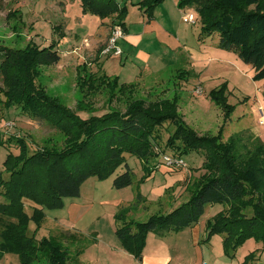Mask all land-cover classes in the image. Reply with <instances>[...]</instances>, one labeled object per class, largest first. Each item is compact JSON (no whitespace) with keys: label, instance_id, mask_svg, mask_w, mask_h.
Returning a JSON list of instances; mask_svg holds the SVG:
<instances>
[{"label":"rangeland","instance_id":"374dc122","mask_svg":"<svg viewBox=\"0 0 264 264\" xmlns=\"http://www.w3.org/2000/svg\"><path fill=\"white\" fill-rule=\"evenodd\" d=\"M116 1L126 10L123 22L129 34L136 35L131 41L120 39L117 42L123 52L121 61L127 58L123 64L119 56L102 53L111 28L119 25L111 24V18L83 14L79 0H0V53L3 49L23 48L27 43L47 47L55 42L60 61L39 68L36 84H41L50 96L73 112L77 111V101L83 99L77 85L78 67L85 66L87 73L105 74L125 84L136 82L138 97L150 101L175 98L177 114L198 136H217L221 130V144L231 136H240L238 151L243 155L252 150L253 139L264 142V79L254 81L250 65L243 63L235 53L219 49L216 33L202 35L200 17L194 9L184 11L193 13L196 23L191 25L184 22L174 0H163L155 7L153 19L145 25L138 6L141 0ZM107 19L110 20L109 29L103 42V24L108 23ZM153 22L170 30L169 36L182 44V48L172 51L170 46L166 48L163 42L157 41L156 32L150 30ZM145 26L149 28L145 30ZM152 68L154 71L157 68V74L148 78L146 71L150 72ZM222 86L227 103L233 107L227 120L221 108L209 98V92ZM2 87L0 76V89ZM198 89L199 94L196 93ZM0 98L3 99L1 94ZM107 98L108 94L102 88L87 100L91 109L100 114L107 111ZM112 106L118 107L114 103ZM78 114L82 118L86 116V113ZM173 132L174 126L167 122L159 128V138L154 144L157 157L148 163L157 167L146 179L141 181L144 175L142 163L125 155L126 164L133 171L130 186L116 189L112 184L113 179L125 170L124 165L107 179L87 178L80 186L78 197L63 199L59 209L42 208L45 218L35 238L58 237L71 255L77 250L82 252L78 264H143L146 257L152 259L155 253L158 254L155 243L147 245L145 241L138 260L125 251L114 233V216L119 210L129 208L126 220L145 222L152 215L169 213L188 200L190 191L196 188L197 180L205 172L202 169L203 154L192 152L180 156L177 149L167 148V138ZM9 137L23 138L29 153L48 142L59 147L64 143L56 129L31 119L17 107L7 109L0 104V141H4V146L0 145V170L5 177L3 163L7 154H18L16 142L8 140ZM165 153H176L186 167L168 168L161 160ZM137 195H140V201ZM258 198V204L264 201V190L251 194L248 202L255 203ZM24 200L25 212L30 216L36 206ZM0 202H3L1 196ZM222 209L219 204L207 205L197 224L178 234L166 235V251L174 263L195 259L198 248L203 252V264H264V246L253 238L245 240L235 250L230 242L227 253L222 244L223 235L212 234L208 241L205 240L207 221ZM243 212L251 214L248 208ZM34 229V223L30 222L28 233ZM72 234L74 239L68 237ZM155 246L156 250L153 249ZM0 264L21 263L17 254L4 253Z\"/></svg>","mask_w":264,"mask_h":264},{"label":"trees","instance_id":"16d2710c","mask_svg":"<svg viewBox=\"0 0 264 264\" xmlns=\"http://www.w3.org/2000/svg\"><path fill=\"white\" fill-rule=\"evenodd\" d=\"M79 1L83 14L111 18V24L124 28L126 10L116 0ZM162 2L138 3L146 22L153 19L155 7ZM177 7L194 9L200 17L202 35L216 33L219 49L235 53L250 65L254 81L264 79V0H177ZM0 56V104L7 109L19 108L31 119L56 129L64 138L61 147L48 142L29 153L23 138L9 137L16 142L18 154L9 152L6 156L3 168L7 177L0 170V258L4 253H15L21 264H78L82 252L77 250L71 255L58 237L35 238L45 218L42 208H61L63 199L79 196L84 180L107 179L122 165L125 170L113 179V187L130 186L133 171L126 164L125 155L142 163L141 181L146 179L157 167L148 163L157 157L154 144L159 128L166 122L174 126L166 141L167 148L177 149L180 156L202 152L205 172L188 200L169 213L154 214L145 222H137L126 220L129 208L119 210L114 216V233L125 251L138 260L149 233L162 238L189 228L198 223L205 207L213 204L223 209L207 221L206 241L212 234L223 235L226 253L230 242L235 250L250 238L264 246V201L258 204V198L255 203L248 202L251 194L264 190V142L259 138L253 139L252 150L243 155L238 151L240 136H231L224 144L221 130L217 136H198L177 114L175 98L150 101L138 97L136 84L87 73L85 66L78 67L77 85L83 99L77 101V111L73 112L36 84L39 68L60 61L55 42L47 47L27 43L23 48L3 49ZM102 88L108 94L109 105L107 111L96 114L87 98ZM224 88L213 89L209 98L227 120L233 107L226 101ZM78 113L86 116L82 118ZM0 145L4 146V141ZM24 199L36 206L30 216L25 212ZM137 199L141 200L140 195ZM245 208L251 210L250 215L243 212ZM30 222L35 225L31 234ZM68 237L74 239L75 235Z\"/></svg>","mask_w":264,"mask_h":264},{"label":"crops","instance_id":"0c3cea01","mask_svg":"<svg viewBox=\"0 0 264 264\" xmlns=\"http://www.w3.org/2000/svg\"><path fill=\"white\" fill-rule=\"evenodd\" d=\"M176 2H177V0H174V5L176 6V9H177V11L180 13V12H182V17H183V15H184V11H186L187 9L188 10H190V8H185V9H179L178 7H177V5H176ZM191 13V12H190ZM181 14V13H180ZM108 21V23L105 25V24H103L104 25V28H103V31H104V36L101 38L102 40H103V42H105L106 41V38H107V32H108V29H109V23H110V20L109 19H107ZM144 20H145V18H144ZM146 24H148V22H146L145 23V25ZM149 27H147V26H145L144 27V29L145 30H147ZM150 30H152V31H154V32H156V35L158 36L156 39H157V41H161V43L163 42V44H164V46L167 48V47H169L170 46V49H172V51H177V50H179V49H181L182 47V44H180L177 40H175V39H173L171 36H169V32L168 31H170V30H167V28H163L161 25H160V23H157V22H153L151 25H150ZM123 31H124V36H123V40L125 41V40H132V39H134L135 37H136V35L135 34H129V32H128V28H127V26L124 24V28H123ZM99 37H101V36H99ZM100 39V40H101ZM164 40V41H163ZM156 41V42H157ZM168 43H170V45L168 44ZM172 44V45H171ZM123 52H121V54H120V59H119V61L123 64L125 61H127V58L125 57L124 58V62L123 61H121L122 60V54ZM145 56H146V54H144ZM135 66V65H134ZM145 67H147V65L145 66ZM144 67V68H145ZM152 71V72H151ZM150 72L148 71H146V73H148L147 75H149V76H147L148 78L150 77V76H152V75H155V74H157V73H155V71H158L157 70V68L155 69V71L153 70V68H152V70H151ZM154 71V72H153ZM150 73V74H149ZM195 76H196V74H194ZM141 75H139L138 77H140ZM142 77V76H141ZM141 77H140V79H141ZM149 80V79H148ZM151 80V79H150ZM144 81H146V79L144 80ZM154 81V80H153ZM137 82H139L138 80H137ZM125 83V82H124ZM134 84H136V82L134 83ZM145 86H147V84H145ZM148 86H149V84H148ZM146 89L147 88H150V87H145ZM200 131V130H199ZM199 131H198V133H199ZM171 233H175V232H171ZM179 232H176L175 234H178ZM166 237L167 236H165V237H162V238H160V237H158V236H156V235H154V234H152V233H149L148 235H147V237H146V242H147V245H148V243H155L156 245H158V254L156 255V253H155V255L153 256V258L152 259H150L149 257H146V259H147V261H142V263L143 264H171V263H173V264H202V262L204 261V260H201V259H203V252H201L198 248H196V250H197V256H196V258L195 259H192V260H190V261H188V262H184V263H181V262H173V258H171L170 257V255H169V252H167L166 250L168 249L167 247L168 246H166L165 244V239H166ZM95 242H96V239H95ZM161 248V249H160ZM153 249H155L156 250V246L153 248ZM145 251V250H144ZM165 251V252H164ZM201 260V261H200ZM205 262V261H204ZM207 264V263H206Z\"/></svg>","mask_w":264,"mask_h":264},{"label":"built area","instance_id":"2783aa9c","mask_svg":"<svg viewBox=\"0 0 264 264\" xmlns=\"http://www.w3.org/2000/svg\"><path fill=\"white\" fill-rule=\"evenodd\" d=\"M183 20L191 25L196 23L193 13L190 12L184 13ZM123 36L124 33L120 26L112 27L107 41L102 48V53L104 55L111 54L113 56H120L121 50L119 49L117 42L122 39ZM199 92L200 90L198 89L196 93L199 94ZM161 160L165 166L171 169H182L186 167L184 160L173 153L162 154Z\"/></svg>","mask_w":264,"mask_h":264}]
</instances>
